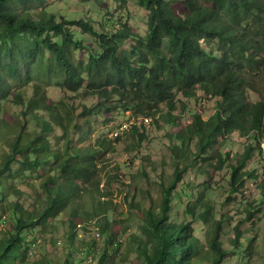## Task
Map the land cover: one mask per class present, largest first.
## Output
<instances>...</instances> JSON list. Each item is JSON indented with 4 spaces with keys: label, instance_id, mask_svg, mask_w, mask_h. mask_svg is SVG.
Segmentation results:
<instances>
[{
    "label": "trees",
    "instance_id": "16d2710c",
    "mask_svg": "<svg viewBox=\"0 0 264 264\" xmlns=\"http://www.w3.org/2000/svg\"><path fill=\"white\" fill-rule=\"evenodd\" d=\"M137 3L147 12L142 35L126 21L114 26L56 15L45 8L44 0H0V100L11 94L13 105L21 107L18 116L0 121V186L12 189V180L25 170H53L40 182L42 192L36 198L26 195L28 206L20 202L22 190L12 189L18 198L9 203L13 222L0 237V264L27 256V247L38 244L35 239L27 244L28 232L45 226L74 198L89 195L90 188L98 186L91 179L98 153L112 148V142L139 151L145 126L160 127L157 118L176 128L168 133L167 143L174 168L162 189L159 210L145 214L142 228L148 238L139 246L144 264H221L225 257L222 221L213 219L207 251L199 250L193 221L212 215L214 206L205 192L212 188L215 173L229 171L226 202L242 194L248 180L259 178L246 167L256 151L253 143L242 153L221 148L234 134L250 137L261 147L264 89L260 91L256 83L264 86V0H183V10L169 0ZM33 7L38 9L32 11ZM72 27L91 34L98 45L99 51L91 52L86 62L75 58V49L83 44ZM22 62L37 67L23 73ZM54 80L75 98L93 97L96 102L76 104L66 95L54 101L42 87V82ZM199 89L214 98L212 115L203 118L194 112L190 120H183L185 103L175 95L193 98ZM249 90L260 96L257 101L250 100ZM110 106L129 110L134 120L123 129L116 127L114 141L98 137L90 143L91 118L101 110L109 112ZM30 125L35 128L28 129ZM189 167L206 179L198 184L195 201L186 204V218L172 221V197L186 194L190 181L183 173ZM108 182L123 184L118 172ZM262 187L264 196V182ZM129 207L137 208L133 203ZM98 208L90 228L94 236L81 244L76 245V230L82 218L76 209L69 218L66 247L71 255L76 248L80 264H88L90 258L102 264L106 253L99 238L105 240L109 226L113 234L107 205ZM252 214L249 210L247 216ZM241 235L236 225L232 246L240 245Z\"/></svg>",
    "mask_w": 264,
    "mask_h": 264
},
{
    "label": "rangeland",
    "instance_id": "374dc122",
    "mask_svg": "<svg viewBox=\"0 0 264 264\" xmlns=\"http://www.w3.org/2000/svg\"><path fill=\"white\" fill-rule=\"evenodd\" d=\"M182 1L169 0L178 10H183ZM44 6L56 15L91 19L95 23L106 22L108 25L117 26L122 21H126L133 31L141 35L146 28L147 12L137 3V0H44ZM36 9L38 8L33 7L32 11ZM71 30L83 44L81 48L75 49V58L83 59L86 62L91 52L99 51L98 45L91 34L82 32L78 27H72ZM36 67L37 65L33 62H22L20 70L24 73L27 70H35ZM42 87L54 101H57L62 95H66L70 101H74L76 104L83 102L90 105L96 102L93 97L75 98L73 92L64 90L55 80L49 84L42 82ZM256 87L260 91L264 89L260 82L256 83ZM248 95L252 101H257L260 97L252 90H249ZM11 97V94H5L0 100V121L18 116L21 110L20 106L13 105ZM175 97L185 103V110L181 115L183 120H190L194 112H199L203 118H208L215 108L214 98L206 97L201 90H198L193 98H186L178 93ZM179 104L181 103L179 102ZM109 109V112L101 110L95 114L96 116L94 115V118H91V136L88 140L90 143H93L98 137L105 138L109 143L114 141L111 135L113 136L116 127L123 123L128 125L134 120L129 110L122 111L113 106H110ZM157 120L160 127L151 123L145 126L146 137L141 142L139 151L130 147L125 149L112 142V148L96 155V167L91 179L92 182L97 180L98 186L91 187L89 195H80L81 197L74 198L68 207L48 220L45 226L40 228L36 226V230L28 232L26 234L27 244L35 239L38 243L37 247H33V244L29 250L27 247L26 252L29 254L15 260L14 264H66V260L69 264H80V253H77L76 248L71 255L66 247V234L70 228L69 218L76 209L77 214L84 221H77L82 225L80 228L77 226V245L78 242L89 240L94 236V232H91L93 230L90 229L93 223V214L99 215L98 207L104 204L107 205L108 225H111L113 234L109 233L111 229L109 226L105 240L103 241L102 237L99 238L98 243H101L102 250L105 247L106 253L102 264H144L145 261L139 246L148 238L146 231L142 228L145 214L148 209L159 210L163 195L162 189L172 179L174 168L167 143L168 133L176 128L166 125L161 121V118H157ZM30 128L33 130L35 126H28V129ZM262 138L264 141V134L261 136ZM250 142L256 147V151L252 159L247 162L246 167L255 171L259 178L248 180L243 193L235 196L234 200L226 202L229 171L227 168H223L215 173L214 178L211 179V182L213 181L212 188H207L205 192V196L211 200L214 206L212 215L205 220L198 218L193 221L194 234L200 244L199 250L203 249L204 251H207L209 247L213 219L222 221L221 244L226 255L221 264H264V196L261 195L264 182V148L262 142L261 147L259 145L258 148L250 137L245 138L234 134L230 135L228 143L221 150L224 151L230 147L233 151L242 153ZM261 148L262 151H260ZM117 172L118 177L122 179V185L108 182L109 177ZM52 173L53 170L49 167L42 171L25 170L22 177L12 180V189L16 187L17 190H22L24 193L20 198V202L24 206L29 205L26 195L36 198L42 192L40 182L47 174ZM183 178L185 181H190V186L187 188L186 194H181V198H178L174 193L171 202L170 220L177 222L186 218V204L195 201L198 197V184L206 179L204 175H199L191 167L183 173ZM261 181L262 183H260ZM181 186L182 184L178 183L177 189ZM12 189L4 184L0 186V237L11 228L10 224L13 222V212L9 203L14 202L18 196L13 193ZM73 203L75 208L72 206ZM129 203H133L137 208L131 209ZM4 208L6 213L2 214L1 210ZM249 210L253 214L248 217ZM246 219L249 221H245ZM112 221H114L113 224ZM236 225L242 231V235L240 245L232 246L231 240H233V230ZM57 241H61V243L56 244ZM206 255L208 256L207 252H205ZM205 256L201 263H205Z\"/></svg>",
    "mask_w": 264,
    "mask_h": 264
},
{
    "label": "clouds",
    "instance_id": "9594fccd",
    "mask_svg": "<svg viewBox=\"0 0 264 264\" xmlns=\"http://www.w3.org/2000/svg\"><path fill=\"white\" fill-rule=\"evenodd\" d=\"M199 90H201V89H199ZM201 91H202V90H201ZM197 92H198V91H197ZM202 92L204 93V91H202ZM205 96H206V95H205ZM206 97H207V96H206ZM126 126H127V124H126V123H123V124L120 125V128H119V129H123V128L126 127ZM121 127H122V128H121ZM115 132L117 133L118 131H117V130L114 131L113 134H115ZM263 142H264V141H262V146H263V148H264Z\"/></svg>",
    "mask_w": 264,
    "mask_h": 264
},
{
    "label": "built area",
    "instance_id": "2783aa9c",
    "mask_svg": "<svg viewBox=\"0 0 264 264\" xmlns=\"http://www.w3.org/2000/svg\"><path fill=\"white\" fill-rule=\"evenodd\" d=\"M122 128V127H121ZM115 134H116V132H115ZM61 243V241H58V243L57 244H60ZM33 247H35V245L33 244ZM31 252V251H30ZM95 263V261L94 260H92L91 258L90 259H88V264H94Z\"/></svg>",
    "mask_w": 264,
    "mask_h": 264
}]
</instances>
